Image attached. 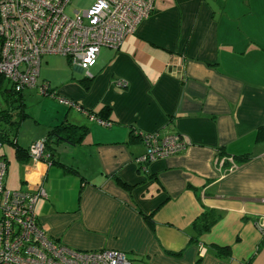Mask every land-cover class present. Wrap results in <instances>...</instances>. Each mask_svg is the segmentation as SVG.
<instances>
[{"label": "crops", "instance_id": "1", "mask_svg": "<svg viewBox=\"0 0 264 264\" xmlns=\"http://www.w3.org/2000/svg\"><path fill=\"white\" fill-rule=\"evenodd\" d=\"M60 57L44 55L23 90L37 106L25 103L16 141L27 149L63 122L85 135L57 144L52 163L12 146L20 185L8 189L43 188V230L76 250H120L131 264H264L255 225L264 217V0H156L118 48L100 49L91 77ZM57 60L69 65L62 74L47 71ZM45 83L54 96L39 92ZM154 132L186 146L143 166L142 134ZM208 210L217 221L191 240Z\"/></svg>", "mask_w": 264, "mask_h": 264}, {"label": "built area", "instance_id": "2", "mask_svg": "<svg viewBox=\"0 0 264 264\" xmlns=\"http://www.w3.org/2000/svg\"><path fill=\"white\" fill-rule=\"evenodd\" d=\"M72 0H0V75L15 91L35 86L41 58L66 57L87 77L102 47L118 48L137 25L155 8L156 0H93L86 9L65 10ZM126 86L125 81L117 82ZM43 94H53L45 83ZM59 101L70 106L74 102ZM78 108V107H77ZM79 109V108H78ZM145 150L137 159L146 165L176 155L186 143L177 135L160 137L142 134ZM1 148V143H0ZM32 160L49 159L45 139L29 145ZM7 165L0 158V264H131L125 253L115 249L76 250L51 238L35 212L42 187L37 192L10 190L5 186ZM264 235V217L255 222Z\"/></svg>", "mask_w": 264, "mask_h": 264}, {"label": "trees", "instance_id": "3", "mask_svg": "<svg viewBox=\"0 0 264 264\" xmlns=\"http://www.w3.org/2000/svg\"><path fill=\"white\" fill-rule=\"evenodd\" d=\"M22 92L23 91H15L8 81L0 75V95L3 100V103L0 104V143L1 146L4 143L12 145L19 158L27 159L30 158L28 153L29 146L25 149L19 146L16 141L18 126L28 115L26 113ZM104 111H106V109ZM85 132L86 127L84 126H76L64 122L53 126L44 138L45 149L49 154V163L54 161L53 155L57 144L63 141L79 143L85 135ZM0 158L3 159L7 165L5 157L0 155ZM144 217L149 224L153 223L151 215ZM218 217V213L214 211H204L192 222L194 234L190 239L196 240L203 232H207L217 221Z\"/></svg>", "mask_w": 264, "mask_h": 264}, {"label": "rangeland", "instance_id": "4", "mask_svg": "<svg viewBox=\"0 0 264 264\" xmlns=\"http://www.w3.org/2000/svg\"><path fill=\"white\" fill-rule=\"evenodd\" d=\"M92 1L93 0H72L70 2V4L68 5V7L66 8L65 12L69 16H72V15H74V10L82 11V10L86 9L88 7V5ZM60 58L63 59L64 57L62 56ZM67 66H69V65H66L63 62V60H57L53 65H50L49 67H47V71L49 70L53 74L54 73L58 74V73H61V72H56L57 70L64 71ZM70 68L73 69V66H70ZM27 90H28V88H27ZM27 90L24 92V95H25V103L27 105V110H29V111H35V108L37 106V104H36L37 103L36 102L37 99L35 101L34 98H36L38 95H35L33 93H30ZM2 103H3V100H2V97L0 95V104H2ZM0 154H4L7 157V159H9V162H8V169L9 170H8V179H7V183H6L7 186L6 187L7 188H18L19 185H20L19 176H17V174L15 172H12V171H14V166H15L12 145L7 144V143H4L1 146V148H0Z\"/></svg>", "mask_w": 264, "mask_h": 264}]
</instances>
